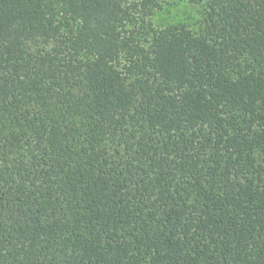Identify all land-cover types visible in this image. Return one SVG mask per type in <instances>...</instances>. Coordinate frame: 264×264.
<instances>
[{
	"label": "trees",
	"instance_id": "obj_1",
	"mask_svg": "<svg viewBox=\"0 0 264 264\" xmlns=\"http://www.w3.org/2000/svg\"><path fill=\"white\" fill-rule=\"evenodd\" d=\"M0 0V264H264V0Z\"/></svg>",
	"mask_w": 264,
	"mask_h": 264
},
{
	"label": "rangeland",
	"instance_id": "obj_2",
	"mask_svg": "<svg viewBox=\"0 0 264 264\" xmlns=\"http://www.w3.org/2000/svg\"><path fill=\"white\" fill-rule=\"evenodd\" d=\"M203 19V7L191 5L187 0H167L151 18L156 29L185 26L196 34L203 25Z\"/></svg>",
	"mask_w": 264,
	"mask_h": 264
}]
</instances>
